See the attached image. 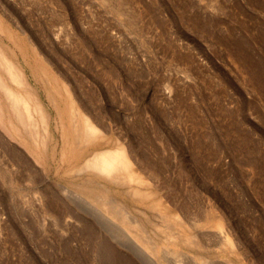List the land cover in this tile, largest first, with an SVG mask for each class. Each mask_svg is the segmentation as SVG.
<instances>
[{"label":"rangeland","instance_id":"obj_1","mask_svg":"<svg viewBox=\"0 0 264 264\" xmlns=\"http://www.w3.org/2000/svg\"><path fill=\"white\" fill-rule=\"evenodd\" d=\"M0 25L49 118L1 115L0 264H264V0H0ZM120 145L148 198L85 169Z\"/></svg>","mask_w":264,"mask_h":264},{"label":"bare ground","instance_id":"obj_2","mask_svg":"<svg viewBox=\"0 0 264 264\" xmlns=\"http://www.w3.org/2000/svg\"><path fill=\"white\" fill-rule=\"evenodd\" d=\"M0 31H2L1 25H0ZM10 34L11 33L6 34L8 39L9 38L11 39ZM12 53H13V51H10L8 49V47L6 48L5 46H3L0 43V116L1 115L3 117L7 116L11 122L13 120L12 117L15 115L16 117H18V120L19 119L22 120V123H20V124H23V127L27 128L26 122L28 120L26 121L25 117L27 114H28L27 118H29L30 116L32 117L33 116L32 114L34 113V115L36 114L38 116V121L35 120L36 124L41 122L43 129L45 131H47L46 130L48 128L47 127L48 126L47 120L49 119V118H47V115H48V113L46 112L47 110L45 109L43 104L40 102V100L37 98V95L35 94L36 92H34V90L32 88L33 85L31 86V84H30V82L26 76L25 70L23 69L22 66H20L16 62ZM3 117L0 118V127L6 133H10V130L8 129L7 125L5 124V119ZM8 118H7V120H8ZM34 119H36V117ZM12 122H11V125H13ZM34 129H35V127H34ZM17 130L19 131L20 129H17ZM28 130L31 133V130L30 129H28ZM35 130H37V129H35ZM79 130H80L78 132L79 134L87 133L86 138L88 139V142H91L93 140H97L96 137L98 135V128L88 116H85V118L82 120V123L79 124ZM20 134H22V132ZM46 135H47V133H46ZM24 137H26V136H24ZM24 137H23V139H24ZM45 137L43 138V142L45 141V139H47ZM11 138H12V135H11ZM0 139H2V138H0ZM14 139H15V137H14ZM26 143H28L27 140H26ZM73 153H75V152H73ZM21 154H23V153H21ZM79 155L81 157L82 153H80ZM17 156H19V158H20L23 155L20 156V154L19 155L17 154ZM76 156H78V154H72L71 157L73 158ZM82 162L84 163V161H82ZM84 167H85V169L86 168L91 169V170L96 171L97 173H101V174L105 175L111 182H118L120 184H127L128 186L131 187L129 189H132L129 192H131V194L135 195L140 200L148 198V196L151 193L150 191L143 189L142 186H139V185H143L144 183L146 184L147 182L144 179V177L142 176V174L139 172V170L133 166L126 150L121 145L118 146L115 150L114 149L113 150L112 149L96 150V151L90 153V156L85 161ZM90 172H92V171H90ZM38 174H39V172H38ZM67 175H70V174L68 173ZM58 176H60V179L65 178L63 175H60V174ZM69 179H70V177H69ZM57 180H59V179H57ZM62 182H64V181H62ZM71 182L69 181V183H71ZM143 186H145V185H143ZM64 188H67V187H64ZM73 194H75L74 191H72V195ZM83 201H84L83 206L85 205L87 208H89L91 210V213H93L94 215L97 216L98 219H100L98 221H103L105 224H107V221H109L107 219V216H108L107 213H109V212L112 214L115 213L117 216H119L121 218L125 217V210L119 209V207H118L119 203L116 199L110 200L109 206L104 208L107 210V212L103 211L101 208H99L97 205H95L93 203V201L91 202L88 198L83 199ZM158 203L161 204L160 201ZM129 215L130 214H128V215L126 214V216H129ZM172 215H173V217H177V215H175V214H172ZM135 217L133 216L132 217L133 219L130 217V219H131L130 222L133 223V221H134L136 223L135 226H139L140 225L139 221H137L138 223L136 222V220L138 218L136 219ZM217 222L221 225V223L218 219H217ZM141 232H142L141 230H138L139 234ZM129 233L130 232L127 229H122L119 234H116V236L117 237L121 236V237H123V239L124 238L127 239L126 242L130 243V245H132L133 248H136L138 251H140L139 250L140 245H137V243H136L137 239L130 237ZM114 234H115V232H114ZM218 236L221 237L222 239H224V238L230 239L229 234L226 233L222 227L220 228V231L218 232Z\"/></svg>","mask_w":264,"mask_h":264}]
</instances>
